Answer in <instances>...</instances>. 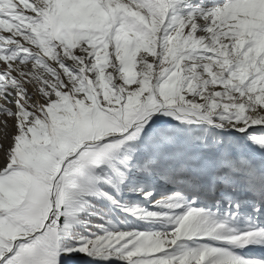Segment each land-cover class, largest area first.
<instances>
[{
  "label": "snow or ice",
  "instance_id": "1",
  "mask_svg": "<svg viewBox=\"0 0 264 264\" xmlns=\"http://www.w3.org/2000/svg\"><path fill=\"white\" fill-rule=\"evenodd\" d=\"M0 264H264V0H0Z\"/></svg>",
  "mask_w": 264,
  "mask_h": 264
}]
</instances>
